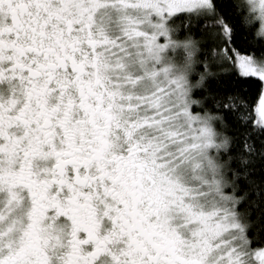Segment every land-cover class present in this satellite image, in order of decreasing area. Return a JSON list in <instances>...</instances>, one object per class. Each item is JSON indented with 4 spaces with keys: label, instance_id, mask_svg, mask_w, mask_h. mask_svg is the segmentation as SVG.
<instances>
[{
    "label": "snow or ice",
    "instance_id": "1",
    "mask_svg": "<svg viewBox=\"0 0 264 264\" xmlns=\"http://www.w3.org/2000/svg\"><path fill=\"white\" fill-rule=\"evenodd\" d=\"M0 264H264V0H0Z\"/></svg>",
    "mask_w": 264,
    "mask_h": 264
}]
</instances>
